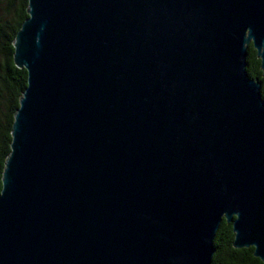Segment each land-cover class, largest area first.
<instances>
[{
	"label": "water",
	"instance_id": "obj_1",
	"mask_svg": "<svg viewBox=\"0 0 264 264\" xmlns=\"http://www.w3.org/2000/svg\"><path fill=\"white\" fill-rule=\"evenodd\" d=\"M0 264L264 263V0H28Z\"/></svg>",
	"mask_w": 264,
	"mask_h": 264
},
{
	"label": "trees",
	"instance_id": "obj_2",
	"mask_svg": "<svg viewBox=\"0 0 264 264\" xmlns=\"http://www.w3.org/2000/svg\"><path fill=\"white\" fill-rule=\"evenodd\" d=\"M28 0H0V192L6 158L11 150L12 125L20 105V97L28 83L25 68H19L14 61V38L28 17ZM248 72L263 83L264 73L261 60L253 44L249 47ZM234 231L224 218L215 236L217 248L212 264H264L254 255V247L233 246Z\"/></svg>",
	"mask_w": 264,
	"mask_h": 264
}]
</instances>
